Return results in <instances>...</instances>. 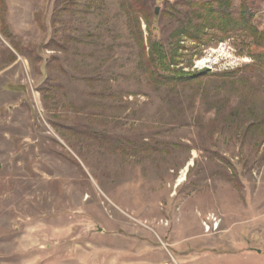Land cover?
I'll return each mask as SVG.
<instances>
[{
	"label": "rangeland",
	"instance_id": "374dc122",
	"mask_svg": "<svg viewBox=\"0 0 264 264\" xmlns=\"http://www.w3.org/2000/svg\"><path fill=\"white\" fill-rule=\"evenodd\" d=\"M64 1L0 7V264H264V69L225 42L154 87L118 0Z\"/></svg>",
	"mask_w": 264,
	"mask_h": 264
},
{
	"label": "trees",
	"instance_id": "16d2710c",
	"mask_svg": "<svg viewBox=\"0 0 264 264\" xmlns=\"http://www.w3.org/2000/svg\"><path fill=\"white\" fill-rule=\"evenodd\" d=\"M118 1L128 18L130 30L135 33L139 43L140 69L154 87L176 90L192 86L203 78L222 76L219 73L212 74L209 70L188 73L180 66L185 53L191 52L193 57H200L207 49L225 42L232 43L242 51L253 66L264 69V29L260 30L255 23L259 6L249 0H241L238 6L231 0ZM2 5L3 0H0V7ZM157 5L163 7L158 16L154 9ZM0 23L4 38L10 41L17 53L24 55L1 15ZM142 23L146 26V38ZM28 55L32 63L40 58L37 51H30ZM7 60L14 63L17 59L10 52ZM190 67H193V62ZM44 70L47 72V67ZM66 129L73 136L86 135L78 129ZM89 133L93 139L115 151L128 148L130 144L127 140L123 141L105 132Z\"/></svg>",
	"mask_w": 264,
	"mask_h": 264
},
{
	"label": "water",
	"instance_id": "95a60500",
	"mask_svg": "<svg viewBox=\"0 0 264 264\" xmlns=\"http://www.w3.org/2000/svg\"><path fill=\"white\" fill-rule=\"evenodd\" d=\"M156 15L157 16L159 15V9H156Z\"/></svg>",
	"mask_w": 264,
	"mask_h": 264
}]
</instances>
